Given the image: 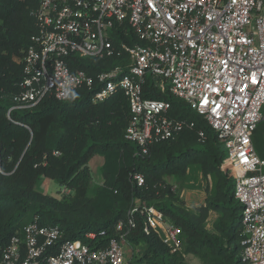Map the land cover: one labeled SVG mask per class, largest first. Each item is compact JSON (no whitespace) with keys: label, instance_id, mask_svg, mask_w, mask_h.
Instances as JSON below:
<instances>
[{"label":"built area","instance_id":"built-area-1","mask_svg":"<svg viewBox=\"0 0 264 264\" xmlns=\"http://www.w3.org/2000/svg\"><path fill=\"white\" fill-rule=\"evenodd\" d=\"M32 15L37 29L15 59L22 67L21 91L10 110L31 108L48 95L66 100L80 89L95 90L96 103L120 90L130 113L124 138L147 154L154 144L193 127L170 116L168 101L143 97L149 78L153 89L203 117L224 145L222 168L242 208L241 264H264V158L253 146L264 121V0H39ZM118 30L141 44L116 47ZM114 56L121 63L94 76L68 65L70 57ZM135 181L143 183L141 176ZM136 211L146 215L145 233L152 230L171 252L181 250L179 228L142 204L128 212L125 226L116 225L103 249L62 241L58 226L29 223L0 250V264H123Z\"/></svg>","mask_w":264,"mask_h":264},{"label":"trees","instance_id":"trees-1","mask_svg":"<svg viewBox=\"0 0 264 264\" xmlns=\"http://www.w3.org/2000/svg\"><path fill=\"white\" fill-rule=\"evenodd\" d=\"M38 4L39 0H0V250L32 222L58 226L62 241L103 249L115 236L116 225H126L134 205L141 208L144 204L179 228L181 250L171 252L152 230L145 233L146 215L136 211L125 244L144 249L128 264H186L184 255L188 253L200 264H241L242 208L234 199L233 182L222 168L224 145L203 117L181 100L153 89L149 78L142 88L143 97L168 101L170 116L193 127L154 144L147 154L124 138L130 113L120 90L96 103L91 101L95 90L80 89L66 100L48 95L31 108L10 110L21 91L22 67L15 59L22 57L36 33L32 11ZM121 42L141 44L132 33L124 37L118 30L115 46ZM120 63L115 56L107 61L68 59L72 71L89 76ZM262 124L253 135L260 158H264ZM95 156L102 159L101 182L91 185L89 162ZM198 173L209 175L212 185L205 206L189 211L173 196L165 178L187 181L189 175ZM135 176L142 177L140 186ZM40 177L71 193L60 198L39 193L35 184ZM209 212L216 219L207 230L204 220ZM89 233L94 237L87 238Z\"/></svg>","mask_w":264,"mask_h":264},{"label":"rangeland","instance_id":"rangeland-1","mask_svg":"<svg viewBox=\"0 0 264 264\" xmlns=\"http://www.w3.org/2000/svg\"><path fill=\"white\" fill-rule=\"evenodd\" d=\"M264 121L261 122V124ZM264 128V124L260 126V129ZM264 139V131L262 132ZM102 165L101 157L95 156L89 162V169L92 174L91 185H97L101 182L100 166ZM166 183L173 189V196L178 199L186 210H196L205 206L206 197L211 189V178L209 175L204 176L202 173H198L196 176H188L187 181L175 180L172 177L165 178ZM35 190L44 195H49L54 198H60L59 192L62 187H59L53 181L40 177L36 184ZM172 191V190H171ZM216 219V214L209 212L207 218L204 220V226L207 230L211 228L213 221ZM143 246L138 245L133 249L123 244V264H128L132 256L138 257L142 251ZM186 264H200L199 260L192 254L188 253L184 255Z\"/></svg>","mask_w":264,"mask_h":264}]
</instances>
